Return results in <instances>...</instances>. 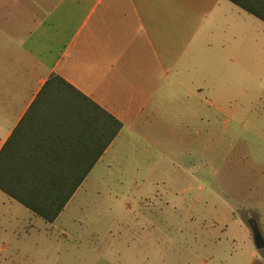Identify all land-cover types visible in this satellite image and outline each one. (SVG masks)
I'll use <instances>...</instances> for the list:
<instances>
[{
  "label": "crops",
  "instance_id": "1",
  "mask_svg": "<svg viewBox=\"0 0 264 264\" xmlns=\"http://www.w3.org/2000/svg\"><path fill=\"white\" fill-rule=\"evenodd\" d=\"M251 18L229 0H0V153L55 179L94 163L76 194L122 139L217 113L205 95L248 60ZM91 102L122 123L106 148Z\"/></svg>",
  "mask_w": 264,
  "mask_h": 264
},
{
  "label": "rangeland",
  "instance_id": "2",
  "mask_svg": "<svg viewBox=\"0 0 264 264\" xmlns=\"http://www.w3.org/2000/svg\"><path fill=\"white\" fill-rule=\"evenodd\" d=\"M251 19L248 60L205 95L217 113L122 139L54 223L0 191V264H264L250 226L264 238V23Z\"/></svg>",
  "mask_w": 264,
  "mask_h": 264
},
{
  "label": "trees",
  "instance_id": "3",
  "mask_svg": "<svg viewBox=\"0 0 264 264\" xmlns=\"http://www.w3.org/2000/svg\"><path fill=\"white\" fill-rule=\"evenodd\" d=\"M229 1L264 22V0ZM53 79L64 82L58 75H53ZM91 104L97 109L98 123L101 127L107 130L110 129L111 137L107 139L104 145V148H106L109 141L114 139L121 130L122 123L99 106L92 102ZM93 166L94 163H89L85 175L75 179L38 177L32 174L34 169L26 163L18 164L9 160L7 148L4 147L0 153V190L30 210L34 215L48 223H54ZM55 185H64V188H61L63 191H55V188H53Z\"/></svg>",
  "mask_w": 264,
  "mask_h": 264
},
{
  "label": "water",
  "instance_id": "4",
  "mask_svg": "<svg viewBox=\"0 0 264 264\" xmlns=\"http://www.w3.org/2000/svg\"><path fill=\"white\" fill-rule=\"evenodd\" d=\"M250 226L253 231L254 241H255L257 250H263L264 249V238L258 228V224L255 221H251Z\"/></svg>",
  "mask_w": 264,
  "mask_h": 264
}]
</instances>
